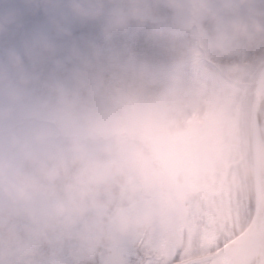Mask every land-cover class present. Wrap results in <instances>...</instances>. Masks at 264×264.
Segmentation results:
<instances>
[{
	"label": "clouds",
	"instance_id": "clouds-1",
	"mask_svg": "<svg viewBox=\"0 0 264 264\" xmlns=\"http://www.w3.org/2000/svg\"><path fill=\"white\" fill-rule=\"evenodd\" d=\"M264 56V0H0V264H110L171 200L146 106L195 61Z\"/></svg>",
	"mask_w": 264,
	"mask_h": 264
},
{
	"label": "rangeland",
	"instance_id": "rangeland-1",
	"mask_svg": "<svg viewBox=\"0 0 264 264\" xmlns=\"http://www.w3.org/2000/svg\"><path fill=\"white\" fill-rule=\"evenodd\" d=\"M238 66L220 64L216 73L195 61L183 99L146 106L140 135L151 151L149 174L171 205L160 226L138 242L122 243L110 264H186L200 258L208 260L196 264H213L214 254L234 237L241 204L249 203L248 158L255 189L254 106L264 72L256 79L249 65ZM247 247L216 261L255 264L256 249Z\"/></svg>",
	"mask_w": 264,
	"mask_h": 264
},
{
	"label": "water",
	"instance_id": "water-1",
	"mask_svg": "<svg viewBox=\"0 0 264 264\" xmlns=\"http://www.w3.org/2000/svg\"><path fill=\"white\" fill-rule=\"evenodd\" d=\"M254 143H255V192L256 208L249 226L235 239L226 244L213 258L216 260L228 254H235L242 247L255 244V264H264V72L257 88L254 106ZM210 259V258H209ZM208 260L202 258L188 264ZM213 264H219L218 261Z\"/></svg>",
	"mask_w": 264,
	"mask_h": 264
},
{
	"label": "trees",
	"instance_id": "trees-1",
	"mask_svg": "<svg viewBox=\"0 0 264 264\" xmlns=\"http://www.w3.org/2000/svg\"><path fill=\"white\" fill-rule=\"evenodd\" d=\"M261 57H262V61L260 60ZM257 60L261 61L260 65L255 64ZM228 63L238 64V65H240V67H243L242 65H246L248 67V65H249L250 69H253L252 74L254 75V78H256V79H259L261 73L264 71V56H261L259 54H253L250 56H245L242 59H238V60L228 62ZM220 64L224 65L226 63H220V62H216V61H209L208 63H203L204 67L207 70L215 71V72L217 71L219 73H220L221 68L218 67V65H220ZM222 75H223V73H222ZM187 76L191 77L190 74H188ZM194 78H196V76H194ZM210 81H212V80H210ZM224 82L228 85H231V86L236 85L235 83H233V82L231 83L227 80H225ZM252 86L255 88L256 86H258V83L257 82L252 83ZM240 88H243V87L240 86ZM189 114H190V111H189ZM248 163H249L250 167L248 168V175H246L247 176L246 178H247V180L251 181V185H250L249 189H248V186L245 185L244 191H245V196L248 195V197H249V203H247V207H244L241 204V209H242L241 214H240L241 216L239 217V219H237V220L235 219V222H234V224H235V226H234L235 235L233 238L238 236L240 233H242L249 226V224L253 218L254 212H255V189H254V179H253V171H252L253 169H252V162L249 158L247 159V164Z\"/></svg>",
	"mask_w": 264,
	"mask_h": 264
},
{
	"label": "bare ground",
	"instance_id": "bare-ground-1",
	"mask_svg": "<svg viewBox=\"0 0 264 264\" xmlns=\"http://www.w3.org/2000/svg\"><path fill=\"white\" fill-rule=\"evenodd\" d=\"M247 248H248V251L249 252H254V250H255V244L254 243H250V244H248V247ZM215 262H216V260H215Z\"/></svg>",
	"mask_w": 264,
	"mask_h": 264
}]
</instances>
